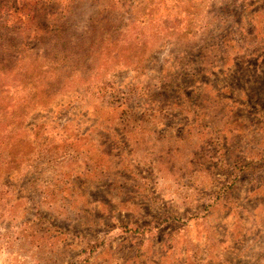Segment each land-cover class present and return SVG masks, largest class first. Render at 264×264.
Segmentation results:
<instances>
[{"label": "rangeland", "instance_id": "rangeland-1", "mask_svg": "<svg viewBox=\"0 0 264 264\" xmlns=\"http://www.w3.org/2000/svg\"><path fill=\"white\" fill-rule=\"evenodd\" d=\"M0 264H264V0H0Z\"/></svg>", "mask_w": 264, "mask_h": 264}, {"label": "trees", "instance_id": "trees-1", "mask_svg": "<svg viewBox=\"0 0 264 264\" xmlns=\"http://www.w3.org/2000/svg\"><path fill=\"white\" fill-rule=\"evenodd\" d=\"M60 33V32H59Z\"/></svg>", "mask_w": 264, "mask_h": 264}]
</instances>
